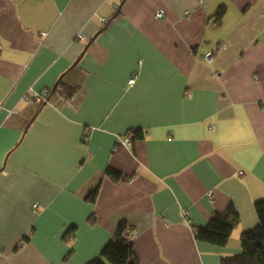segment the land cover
I'll return each instance as SVG.
<instances>
[{"label":"crops","instance_id":"1","mask_svg":"<svg viewBox=\"0 0 264 264\" xmlns=\"http://www.w3.org/2000/svg\"><path fill=\"white\" fill-rule=\"evenodd\" d=\"M258 201L264 0H0V264H85L122 220L138 264H220ZM230 205L227 244L197 242Z\"/></svg>","mask_w":264,"mask_h":264},{"label":"trees","instance_id":"2","mask_svg":"<svg viewBox=\"0 0 264 264\" xmlns=\"http://www.w3.org/2000/svg\"><path fill=\"white\" fill-rule=\"evenodd\" d=\"M223 14L224 9L219 8L215 13V18L220 20ZM58 91L61 96L66 98L72 97L74 93V91L65 88L59 83L53 92ZM129 133L132 136V140L143 137V133L140 130H131ZM105 175L113 181L121 179V175L118 172L109 168L106 169ZM254 208L258 222L253 229L241 233L239 237L241 252L238 255L221 258L220 264H264V201L256 202ZM237 222V214L230 205L224 212L214 213L205 227H193L194 239L197 242L215 247H224ZM131 229L126 221H120L116 226L112 239L103 246L96 257L85 264H138L133 252L132 239L129 236ZM75 230V226H70L64 233L63 239L66 240L67 237L72 236ZM18 248L19 246H16L15 250Z\"/></svg>","mask_w":264,"mask_h":264},{"label":"built area","instance_id":"3","mask_svg":"<svg viewBox=\"0 0 264 264\" xmlns=\"http://www.w3.org/2000/svg\"><path fill=\"white\" fill-rule=\"evenodd\" d=\"M164 16V13L162 10H158L156 13H155V17L157 19H160ZM102 23H105L106 20L105 19H102L101 21ZM78 39H81L80 35L77 36ZM223 47H216L212 52L208 53L206 55V60L210 61L211 60V57L213 55L214 52L218 53L222 50ZM135 83V77H131L129 80H128V85L130 86H133ZM23 100L26 101V102H30V103H38V104H45L47 103V93H37V92H33L31 90H29L24 96H23ZM12 112H9V115H11ZM89 134H90V131H86L83 135V142H86L89 138ZM131 139H132V136L130 135V133L126 134L124 136L123 139L120 140V143L123 144V145H130V142H131ZM211 198V196H210ZM184 216H187V213L185 212L184 213ZM135 235V232L134 230H130L129 232V236L130 238L132 239L133 236Z\"/></svg>","mask_w":264,"mask_h":264}]
</instances>
